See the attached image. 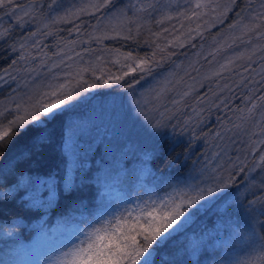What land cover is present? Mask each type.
Segmentation results:
<instances>
[{"label": "snow or ice", "instance_id": "snow-or-ice-1", "mask_svg": "<svg viewBox=\"0 0 264 264\" xmlns=\"http://www.w3.org/2000/svg\"><path fill=\"white\" fill-rule=\"evenodd\" d=\"M236 4L237 0H227L226 3H220L218 0H195L187 9L190 15L180 11L176 13V18H182L181 28L185 21L190 24L196 21H201V23H196L195 28L189 27L186 34L181 31L179 36L173 35V39L168 40L163 47L157 43L163 38V34L153 33L156 50L167 53L169 46L183 48L195 38H203L204 33L214 25H223L224 18L234 10ZM62 7V0H51L48 4L51 19L41 23L27 37L22 36L15 39L12 24L0 29V43L12 40L9 51L19 53L10 64L0 68V94L5 88L11 90L7 97H0V148L3 149L0 151V164H3L0 168V184L8 183L11 173L8 165L11 160L5 162V157L17 137L27 133L29 129H34L36 135L33 136L32 143L34 145L47 143L48 137L44 135L47 124L87 103L90 96L85 95L86 93L100 88H107L111 91L113 86H121V82H125L126 87L132 89L138 81L133 80V84H127L126 77L136 72L144 74L141 79L144 76H151L153 70L160 67L163 60L171 58L172 54L169 53L167 56H162L160 61H156V51L153 52L151 58H137L132 52L120 53L116 50V58L111 63L114 66L119 65V68L117 72H111L102 66L104 60L101 56H96L94 61L85 62L81 53L75 51V47L81 41L71 40L54 54L58 58L62 57L58 62L54 61L47 56L41 46L42 38L54 35V30H47L51 28V25L78 20L82 16H94L102 9L115 8V3L114 0H91L83 7L65 11L63 16H52V13ZM4 9L8 10L5 14L21 28L26 23L35 21L38 13L35 0H31L26 5L19 3V0H0V11ZM129 10L133 12V17L127 15ZM150 10H156L153 0H131L124 8H116L108 18L112 34L105 31L100 35H86L90 41L98 44L106 39L117 37H123L126 40L133 39V29L130 25L135 24L136 34H138L142 27L138 21L142 18V14L151 16L152 11ZM243 11L246 15L237 14L238 19L229 25L230 30L239 28L240 36H233L231 43H221L208 56L203 57L209 65L215 63L216 67L210 68L205 75L200 77L199 81L189 76L193 83L179 92L178 98L171 100L170 108L173 110V115H165L169 108H165L164 112L159 111L162 106L161 99L175 91L176 88V85H172L169 79L163 81L162 86L155 91V95H149L146 99L139 98L129 101L134 105L137 115L143 116L158 141L164 139L171 141L169 151L183 141V133L188 131L187 126L193 117L189 116L181 125L180 136L175 135V125L172 126V133H166L164 129L171 124L175 112L181 111L185 98H190L195 93L197 83L203 85L205 82L215 80L219 92V95L215 92L211 93L215 102L207 94L197 97L191 111L199 119H203L205 104H210L214 108L223 105L227 111L230 101L222 98L223 94L225 92L232 94L234 90L241 87L250 93L249 96L243 97L247 105L246 109L240 110L242 113H247L240 117L243 122L246 123L251 119L258 107H264V103H258V101L264 102V95H258L256 99H253L252 95L264 92V88L255 87L256 84H264V64L256 67L257 60L254 59L258 52L264 51V45L253 46L251 50L241 51L237 55L227 57L223 63L216 61V57L225 48L232 49L238 40L245 44L250 43V33L255 32L258 38L264 36V32L259 31L264 28V0H260L256 7H253V0H249ZM206 16L211 19L205 20ZM172 19L171 15H164L157 23ZM95 27L97 26H94V29ZM41 29H46V31H41ZM73 31L79 36L81 26L77 24ZM38 36L41 39H36ZM245 36H248L246 41L243 39ZM87 42L83 41V43ZM69 52L71 55L68 54ZM84 52L89 53L90 49L85 48ZM258 59L264 60V57ZM37 60L39 64L32 67L31 65L36 64ZM77 64H88V66L76 67V70L72 71L73 66ZM62 66L65 71H61ZM125 68L127 71L124 70ZM192 71L199 75L198 68L194 67ZM85 74L91 75L92 82L85 79ZM229 76L232 79H229ZM257 76L261 79L257 80ZM181 82L177 81L176 84L179 85ZM183 108H188V105L183 103ZM256 124L258 127L264 124V117L256 121ZM233 127L239 128L241 125H233ZM85 128H87L86 123L67 124L60 144L61 154L65 157H73L76 168H82L89 154L98 151V149L94 150L91 144H88L85 150L79 143V137ZM228 130L224 129V131ZM252 136L260 137L253 141L255 146L251 148V152L256 153L264 145V128H260L258 132L254 131ZM130 150L131 146L127 149L120 148L109 141L105 146V155ZM157 152L158 148L154 146L151 154L144 153L145 164L146 160ZM188 154L189 150H186L183 163H186ZM174 160L179 161L180 155L177 154ZM209 163L212 162L209 161ZM239 163L237 161V164ZM219 167L218 165L210 172L207 167H204L199 171L190 172L182 179L177 178L167 185L171 189L168 192L161 193L155 188L148 189L145 192L147 198L137 197L133 206H129L125 201L122 208L111 207L105 204L101 197L94 212L85 214L81 211L79 217L70 213L64 218L65 222L77 219L79 223L73 226L72 232L64 240L49 242L47 249L41 254L42 264H175V256L183 253L196 256L202 248L206 247L212 232L205 229L198 239H193L196 236L195 233L192 236H188L187 233L202 212L220 201H223L225 208L234 206L235 209H243L244 212L242 226L231 218L228 221H222V227L226 225L231 229L233 246L238 245L240 253L235 257H222L221 260L225 261V264H264V221L259 219L264 217V175H259L264 173V152L259 154L254 167L248 168L245 165L239 168L237 176L242 173H247V175L245 180L238 185L235 184L236 176L221 179L220 176L214 175ZM258 175L259 179H257ZM63 179L65 190L71 194L75 188V180L67 178V174ZM22 184L31 189L29 200L32 206L46 207L52 204L58 192L59 182L52 174L47 176L37 174L26 179H18L13 188H19ZM43 188H47L48 198L46 200L40 195ZM12 191L13 189H6L0 192V199H6ZM249 197L252 199H248ZM245 201H247L246 204ZM181 235L188 241L187 244L172 254L163 251L170 241H174L175 237ZM171 247H175V244L173 243ZM197 264H199L198 261ZM209 264H216L214 257L210 259Z\"/></svg>", "mask_w": 264, "mask_h": 264}, {"label": "trees", "instance_id": "trees-1", "mask_svg": "<svg viewBox=\"0 0 264 264\" xmlns=\"http://www.w3.org/2000/svg\"><path fill=\"white\" fill-rule=\"evenodd\" d=\"M77 0H62L63 7L57 11V15L63 16L65 11L71 10L74 2ZM168 0H156V10L152 11L151 18L147 23L146 29H141L138 34H134V38L126 40L123 37H117L115 39H106L102 43H96L95 41H90L88 35L86 34H95L100 35L101 33L108 31L110 32V26L108 25V18L111 15L107 14L108 9H102L99 13L94 16H82L78 20H70L67 23L60 22L58 24L51 25L50 29L54 30V35L47 36L42 38V47L47 53V56L54 61H57L62 57H56L54 54L59 52L61 48H64L71 40L81 41L76 47V52H84V49H90L89 53H85L89 58L91 54H98L100 56L104 54H116V50H119L120 53L132 52L133 56L137 58L148 57L151 58L154 51H156L155 60L160 61L162 56H167L171 53L170 59L163 60L160 67L155 68L151 76H144L143 73L136 72L132 76L126 77L125 81L127 84H133V80L138 81L134 84L132 89H128L125 85V82H121V86H113L112 90L109 91L107 88H101L99 94V101L103 104L105 112L103 119L106 123L105 129L112 127L111 124H114L116 129L111 135L112 138H108L104 142H98L94 151L89 154V165L82 167L75 173V188L72 190L71 194L65 190L60 184H58V192L55 196V202L51 205L48 210V214L42 220V223L48 221L50 224H54L62 216L69 215L74 213L75 216L79 217L80 212L83 211L85 214H90L95 211L97 208L100 198H98L97 183L94 181L96 171L101 169L107 170L102 167L103 164L107 166L109 171H112V168L128 166L130 162H145L144 153H152L153 147L158 148V152L153 154L150 159L146 160V163L149 165V171L152 173V176L161 175L168 176L170 178H176L179 176L188 175L190 172H196L204 167L209 169L215 168L214 165H220L225 161L223 159H217L215 152L218 151V148L231 143V149H234L245 154L243 156L244 162L240 165H237L235 168L225 167L224 170L227 172H233L231 176H236L235 184L238 185L242 183L247 173H242L237 176L239 168L241 166H247L248 168L254 167L255 160L258 159L259 154L264 152V145L257 150L256 153H252L251 159L247 157L250 153L251 148L254 147L253 141L259 139L258 136H252V133L258 132L260 128H264V124H261L259 127L256 124V121L261 120L264 117V107H258L255 115L243 122L240 117L242 115H247L246 112L242 113L240 110L246 109L247 105L243 100V97L249 96L250 93L247 89L241 87L233 91L232 94L225 92L222 98H226L229 103V108L226 111L221 105L219 108L211 107L210 104H205V111L203 112V119L195 117L191 111L192 106L196 103L197 97L209 95L215 92L219 95V92L216 87V81L212 80L210 82H205L203 85L197 83L195 85L196 91L190 98H185L183 103L188 105V108H183V103L181 105V111L175 112L174 118L171 120V124L164 129L166 133H172V126H176L175 135H181V125L184 121L192 116V120L188 124V131L183 133V141L176 145L175 148H172L171 151V141L164 139L163 141H158L157 137L153 135L152 130L147 126L143 116H132L131 111L129 112L128 106L126 105V97L129 99L134 95L137 89L147 80L151 79L155 74L160 75L161 72L165 73L168 71L173 72V77L171 79L172 85H176L175 91L168 93L164 98L161 99L160 104L162 105L159 109L160 112H164L165 108H169V111L165 115H173V110L170 108L171 100L178 98V93L185 90L187 85L193 83L189 76H193L199 81L200 77L205 75L210 68H215L216 64L209 65V63L203 59V57L208 56L214 48H216L221 43H231L232 40L229 37V25L233 24L237 19L238 15L243 14L244 8L247 6L249 0H237V4L234 7V10L224 18L223 25H214L213 28L208 29L203 38L197 37L192 40L190 43L185 44L183 48H173L169 46L167 53H162L156 50V43L153 42V33H167L163 30L161 25H158L157 20L154 16L158 12L160 7H164V4ZM31 0H19L21 4H28ZM51 0H35V7L38 10L37 17L35 21L26 23L23 28L17 26L12 19H10L5 13L8 11L4 9L0 11V29L8 27L9 24L13 26V37L19 39L20 37H27L30 32L35 31L41 23L47 22L50 20L48 4ZM131 0H114L115 7L123 6L129 4ZM227 0H221V3H226ZM129 17H133V13H127ZM146 16H149L146 14ZM142 17L144 15L142 14ZM79 24L81 26V34L78 36L74 31V27ZM94 26L95 27L94 29ZM193 28L192 26H190ZM41 31H46V29H41ZM165 31V32H164ZM259 31L264 32V28L259 29ZM251 37V42L256 38L255 32L249 34ZM248 37V36H247ZM36 39H41V37H36ZM83 41H88L83 43ZM12 40H7L4 43H0V68L6 67L11 63L12 59H16L19 53H11L9 51V46L12 44ZM163 47L166 44H162L161 39L157 41ZM193 45H195L193 47ZM242 45L244 48L238 51V46ZM264 45V36L259 39V44L257 47ZM253 45L241 44L237 41L236 45L232 49H227L220 53L216 57L218 63H223L224 59L233 55H237L241 51L251 50ZM82 49V51H79ZM35 53V50H33ZM195 52L198 55L197 61H188ZM71 55V53H68ZM7 57V58H6ZM259 57H264V51L258 52L255 64L256 67H259L261 64H264V60H259ZM210 58V57H209ZM178 63L175 65V63ZM188 62V66L180 68L181 63ZM39 64V60L36 61V64L31 65L36 67ZM174 68L172 69V67ZM198 68L199 75L196 72L192 71L193 68ZM161 71V72H160ZM170 72V73H171ZM167 76V75H166ZM229 79L232 77L229 76ZM238 79V77H237ZM257 80L261 79L259 76L256 77ZM177 81H182L179 85L176 84ZM15 85H12L14 87ZM256 88H264V84H256ZM157 88L154 86L153 89ZM9 88H5L3 93L0 94V97H6L7 91ZM253 99H256L258 95H264V92L253 93ZM234 97V98H233ZM213 102L215 98L211 97ZM104 99V102H103ZM119 100V107L116 105L115 100ZM258 103H264L259 102ZM121 107L123 110L120 112L118 117L116 114V108ZM80 113H87L89 115L93 114L88 110L86 111L85 107L81 109L76 108L73 110ZM73 111L67 112L62 116L58 117L55 120H52L47 124V128L44 130V135L48 137V142L43 145H34L32 143L33 136L36 135L34 129H29V131L19 137H17L11 147L7 151V156L5 157V162L11 160V163L8 167L11 169V173L8 177V183L0 184V190L6 189L9 186H12L17 183L18 179H22L26 176H34L39 174L40 176H47L48 174H54L58 182L61 179V176L64 172L66 157L61 154L60 144L63 136L65 126L67 124V119L69 118L70 113ZM74 117V116H72ZM102 121V119H101ZM103 123V121L101 122ZM233 125H241L239 128H234ZM114 128V127H112ZM224 129H229L224 131ZM219 133V135H217ZM246 136V140H241ZM111 141L114 145H117L120 148L127 149L128 146H131L130 151L121 153L117 151L116 153H109L105 155V146L108 142ZM246 143V144H245ZM245 144V145H244ZM189 150V154L185 161V152ZM0 151H3L0 148ZM244 151V152H243ZM233 152V150H232ZM163 153V155H160ZM235 152H233L234 154ZM179 154L180 160L175 161L174 157ZM141 158V159H140ZM211 161L212 163H209ZM3 167V164H0V168ZM229 169V170H228ZM96 172V173H95ZM126 182L130 181V172L129 170L126 173ZM125 179V178H124ZM258 179V176H257ZM235 186V185H234ZM26 187L21 185L19 188H15L12 193L6 199H0V222L8 221L12 219H19L25 222L23 225H19L18 230L20 235L23 238L29 239L35 234L37 229L33 222L36 219H39L45 212L44 207L32 206L31 201L25 195ZM248 199H252L249 197ZM220 202H217L214 206H211L210 209L205 210L201 213L200 217L193 223L187 233L188 236H192L193 233L196 234L193 239H198L201 232L207 228L213 226L214 222L219 215V205ZM245 204L247 201L244 202ZM243 210V209H241ZM67 217V216H66ZM260 220L264 221V217H260ZM77 219L69 220V224L73 227L72 223ZM40 224L37 225L39 227ZM212 235L208 238V242L205 248H202L196 256H190L188 253H183L182 255L175 256V264H209L210 259L215 258L216 264L220 261L223 256V249L219 244H215L212 241H215V238ZM212 242V243H211ZM175 244V247H171L172 244ZM188 241L183 235L175 237L174 241H170L169 245L165 247L163 251L172 254L177 252L182 248L183 245L187 244Z\"/></svg>", "mask_w": 264, "mask_h": 264}, {"label": "rangeland", "instance_id": "rangeland-1", "mask_svg": "<svg viewBox=\"0 0 264 264\" xmlns=\"http://www.w3.org/2000/svg\"><path fill=\"white\" fill-rule=\"evenodd\" d=\"M91 0H77L74 2L71 9L80 8L85 6L86 4L90 3ZM153 2H156V0H153ZM195 0H168L164 7H160L159 11L154 14L155 18L158 19L157 21H161L162 17L164 15H171L173 17L172 20H163L162 23H158V25H161L163 30H167V33H163V38L161 39L162 44H167V41L170 39H173V35L179 36L181 31H183L185 34L187 33V29L192 26L193 28L196 27V23H201V21H196V23H188L185 21L183 23V28L180 27L182 18H176V13L180 11H184L187 13V9L191 7V4L194 3ZM218 2L221 3V0H218ZM260 0H253V7H256L259 4ZM249 3V1H248ZM125 5H127L125 3ZM123 6H116L115 8L107 11L108 15H112V12L116 10V8H124ZM129 12L133 13L131 10ZM57 12L52 13V16H56ZM144 17H142L138 23L142 25L141 29H146L147 23L150 20V16H146V14H143ZM246 15L244 12L241 16ZM111 17V16H110ZM51 19V17H50ZM205 20H210V17H204ZM247 22V21H245ZM1 24V21H0ZM130 27L133 29V35L136 33L135 24L130 25ZM165 32V31H164ZM240 36V29L237 28L235 30H229V37L232 40V37ZM261 37H257L253 40L252 43H246L249 45L257 46L259 44V39ZM245 41L248 40V37L245 36L243 38ZM241 44V41L238 40ZM238 51L243 49L244 47L242 45H237ZM79 51H82L80 49ZM83 60L85 62L94 61L96 56H100L98 54L92 53L91 58H89L85 53L80 52ZM104 60V66L106 69H109L111 72H117V69L119 68V65H113L111 61L116 58V54H104L101 56ZM198 55L195 52V54L188 59V61H197ZM178 64L175 63L174 66ZM188 62L181 63L179 67L182 69L186 66H188ZM88 66V64H77L73 66L72 71L76 70V67H84ZM172 67V69L174 68ZM127 71V69H124ZM43 71V70H42ZM61 71H65L63 69V66L61 67ZM161 72V71H160ZM168 71L165 73H162L160 75L155 74L151 79L145 81L136 91L134 95L131 96L130 100H136L139 98H148L149 95H155V91L158 90L165 79L171 80L173 77V72ZM97 75H99V72H97ZM167 75V76H166ZM106 78V77H105ZM85 79H88L89 82H92V77L90 74H85ZM39 83V81H37ZM86 86V85H85ZM154 86H157V88L153 89ZM15 87V86H14ZM101 89V88H100ZM100 89H95L91 93H86L85 95L90 96V100L80 105L78 108L81 109V107H85L86 111L90 110L93 111V114L89 115L87 113H80V115L77 114V112H72L69 115V118L67 119V124H80V123H86L87 128H85L82 132V134L79 137V143L81 144L83 149H87L88 144L92 145V148L94 149L98 142H104L109 137L112 138V134L116 129L119 130V128H116L114 124H111L112 127L105 129V121L103 119V115L105 112V108H103V104L99 101V92ZM10 89L7 91V96L10 93ZM6 96V97H7ZM128 97H126V105L125 108L128 106L129 112L131 111L132 116H137L136 110L134 108V105L128 103ZM104 102V99H103ZM116 105H119V100L116 99L115 102ZM119 107V106H118ZM116 108V114L119 117L120 112L123 110V108ZM74 116V117H72ZM103 123H101L102 121ZM66 124V125H67ZM243 138H240L241 140H246V136H243ZM109 138V139H110ZM108 139V140H109ZM107 140V142H108ZM109 143V142H108ZM246 144V143H245ZM244 144V145H245ZM218 151L215 152L217 159H224L225 161L221 163L217 170V172L214 175L220 176L221 179H228L229 176L233 174V172H227L224 170L225 167H228L230 170L231 168H235L237 165H240L244 162L243 154L241 156V152L239 149L235 151L234 149H231V143H228L223 146L221 149L218 148ZM235 152L233 154V152ZM244 152V151H243ZM248 158L251 159L252 152L248 153ZM141 159V158H140ZM89 158L84 162V166L86 167L89 165ZM237 161L240 163L237 164ZM218 165H214L213 167L217 168ZM106 168L107 170L101 171L99 169L97 174H95L94 181L98 184L97 190H98V198H103L105 204L111 206V207H123L124 202L127 201L129 206H133L136 202L137 197H144L145 199L147 196L145 195L146 190L155 188L157 191L163 193L171 191L170 188L167 187L169 183H172L177 178H184L185 176H179L176 178H170L168 176H161L156 175L152 176V173L149 171L150 167L145 162L139 161V162H130L128 166H121L112 168V171H109L107 166L103 164L100 168ZM82 168H76L75 163L73 161V157L67 156L66 157V163L64 172L61 176V179L59 181V184L64 187V179L66 174L67 178L69 179H75V173L77 170ZM228 169V170H229ZM129 170L130 172V181L126 182V173ZM95 172V173H96ZM54 175V174H52ZM207 175V173H206ZM259 175H264V173H260ZM258 175V179H259ZM45 176V175H44ZM55 176V175H54ZM29 176L23 177L22 179H26ZM56 177V176H55ZM125 178V179H124ZM56 180L58 181L57 177ZM23 185V184H22ZM14 185L7 187L6 189H15L13 188ZM6 189H1L0 192L5 191ZM31 191L30 188H26L25 195L29 198V192ZM12 193V192H11ZM41 198L47 199L48 193L47 188H43L41 190ZM55 202V198L53 199V202L51 205H53ZM50 205V206H51ZM50 206L44 207L45 212L44 214L39 218L36 219L35 222H33L34 226L37 228L35 231V234L31 236V238L26 239L23 238L18 230V226L25 224L24 221L19 219H12L8 221H1L0 222V264H42V252H44L49 242H58L61 240H64V238L70 234L73 230V227L67 222H65L64 218L66 216H62L58 219L57 222L54 224H50L48 221L42 223V220L45 215L48 214L49 210L48 208ZM229 218H231L233 221H235L237 224L243 225L244 221V212L241 209H235V207H229L225 208L223 205V202L219 205V215L217 216L216 221L214 222L213 226L210 228H207L210 232H212V235L215 238V241H212L215 244H219L223 249V256L224 258L228 257H235L240 253L239 246H233V242L231 239V229L228 228L226 225L221 226L222 221H228ZM79 222L74 221L72 225H76ZM40 224L39 227L37 225ZM213 238V239H214ZM211 242V243H212ZM217 264H225V261L221 260Z\"/></svg>", "mask_w": 264, "mask_h": 264}]
</instances>
